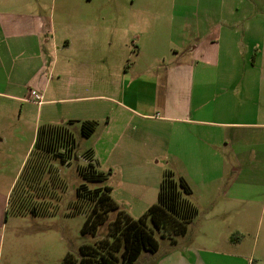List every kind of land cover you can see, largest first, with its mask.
I'll return each mask as SVG.
<instances>
[{
	"label": "crops",
	"instance_id": "obj_1",
	"mask_svg": "<svg viewBox=\"0 0 264 264\" xmlns=\"http://www.w3.org/2000/svg\"><path fill=\"white\" fill-rule=\"evenodd\" d=\"M85 3L76 11L75 5L67 4L57 22L53 8L47 16L37 10L43 6L42 0H0V96L28 102L34 93L41 94L42 102L37 105L88 99L111 103L113 111L101 134L85 150L109 164L111 172L114 166L120 174L117 187L122 190L138 181H150L138 174V169L152 167L160 156L159 184L165 170L183 177L191 188L190 201L198 213L205 214L207 229L220 225L221 214H228L234 203L255 200L240 176L245 168H264V52L260 37L245 40L248 44L239 55L237 42L225 37L223 30L228 33V27L221 25L232 24L231 20L201 17L190 3L181 1L179 15L166 18L168 30L161 36L153 31V17L139 16L147 27L140 31L136 58L119 69L113 66L116 59H108L106 47L97 39L101 26L95 24L117 23L121 17H106L101 11L90 18ZM139 17H131L128 27L133 29ZM205 24L208 29L212 25L213 31L205 32ZM246 27L249 30V25ZM44 43L51 47L49 66L42 57V50H47ZM255 46L258 49H253ZM114 70L119 71L116 74ZM36 131L8 191L0 195V225L10 189L30 155ZM108 186L110 193L114 192L115 187ZM215 241L211 235L206 239L195 236L183 255L174 252L184 247L183 238H175V248L166 249L160 264H206L217 252L205 248L215 246Z\"/></svg>",
	"mask_w": 264,
	"mask_h": 264
},
{
	"label": "rangeland",
	"instance_id": "obj_2",
	"mask_svg": "<svg viewBox=\"0 0 264 264\" xmlns=\"http://www.w3.org/2000/svg\"><path fill=\"white\" fill-rule=\"evenodd\" d=\"M42 1L43 6L37 10L46 13L47 16L53 8L57 22L60 11L67 4L75 5L74 10L76 11L77 6L85 5V2H88L86 7L90 18L100 15L101 11H104L106 17L120 16V22L116 20L117 23L105 21L95 24L101 26L97 39L102 40L106 47L108 59H110L109 56L111 59H116V65L113 66L119 69L130 66L136 58L134 52L137 50V43L140 42V31L147 27L145 22L140 21L139 16L153 17L155 19L153 31L161 36L168 30V19L166 18L179 15L178 3L181 1L190 3L195 14L201 17H226L231 20L232 24L221 25L228 27V33L223 30L225 37L237 42L236 49L239 55L242 54V48L246 49L248 43L245 40L251 42L253 38L258 37L262 42L261 50L264 52V0ZM74 10L70 16L74 14ZM134 16L139 17V22L132 29L131 24V28L128 27V21ZM246 25H249V30ZM208 26L209 24H205V32L211 29L213 31V26L211 25L209 29ZM47 38H50V35ZM109 42H112L111 46L107 44ZM47 45L49 44H42L43 48H47L46 51L42 50V57L44 63L49 66L51 47H46ZM253 49L258 48L255 46ZM109 51L110 54H108ZM118 71L114 70V73L117 74ZM112 88L115 90V87L110 84V89ZM49 97L46 95L45 99ZM30 101L29 99L28 102H21L0 96V195L8 191L39 126L55 123L67 126L74 137L75 148L72 155L70 152L68 162L62 163L58 158H49L47 162L40 183L47 180L49 189L46 192L45 190L38 192L44 196L42 206L45 212L32 213L33 203H36L34 202L35 193L32 192L35 191L26 189L22 192L18 183L19 175H17L9 192L6 209L2 210L1 215L0 264H62L66 253L71 252L79 257V247L82 244H95L96 241L105 237L108 225L117 212V210L110 211L106 222L99 225L95 235L83 233L85 214L73 213L74 202L77 199V187L84 184V191L89 200L95 195L98 187L114 186V192L110 193L113 201L115 203L118 201L119 209L129 213L133 218H138L157 201L158 167H162L163 161L159 156L155 158V161L159 160L152 167L138 169V174H142L143 178L149 177L150 181L123 184L124 186L131 184V186L129 189H119L117 186L120 185V174L115 171L114 166L111 172L109 164L101 158L97 159L96 156L93 158L91 150H85L95 144L101 134L107 115L112 114L113 111L111 103L88 99L76 103L47 101L43 105H37ZM94 105H97V108ZM99 105L104 106L105 109L99 108ZM86 120H92L95 125V131L89 136L82 134V123ZM151 125L149 123L147 127L150 128ZM79 168L86 170V174L94 169L92 172L101 173L102 179L99 182L87 181L79 173ZM175 176L180 177L177 172ZM154 177L156 179L152 181ZM240 178H243L244 183L249 185L250 197L256 199L250 202L234 203L228 214H221L220 225L211 230L203 225L206 222L205 214L198 213L189 224L186 235L175 237L183 238V244L180 243V245L185 248H179L174 252L184 255L188 251L187 246L190 245V239H194L195 236L206 239L211 235L215 238L216 245L205 249H212L217 253L211 255L205 261L206 264H264V168H245ZM21 180H23L22 177ZM213 219L219 218L214 217ZM214 224L216 223H211V225ZM148 225L154 230L159 248L154 252L142 250L133 264H160L166 249L175 248L174 242L162 236L150 220H148Z\"/></svg>",
	"mask_w": 264,
	"mask_h": 264
},
{
	"label": "trees",
	"instance_id": "obj_3",
	"mask_svg": "<svg viewBox=\"0 0 264 264\" xmlns=\"http://www.w3.org/2000/svg\"><path fill=\"white\" fill-rule=\"evenodd\" d=\"M94 130L93 121L86 120L82 123L83 135L89 136ZM74 147L75 140L67 126L44 124L37 128L30 155L21 170L20 179L18 178L22 192L26 189L35 191L32 192L36 195L33 194L36 202L32 206L33 214L45 212L42 206L44 196L38 192H46L49 189L47 180L40 183L49 158H58L60 162L66 163ZM92 171L94 169L86 174V170L79 168V173L87 181L99 182L102 174L96 171L94 174ZM84 188V184L77 187L73 212L85 214L83 233L95 235L99 225L106 222L110 211L117 212L108 225L105 237L95 244H82L79 247V257L71 252L66 253L62 264H133L142 250L154 252L158 249V240L154 236V230L150 229L148 220L162 236L173 241L176 236L187 233L189 224L198 214L196 205L189 199V184L183 177H176L171 170L163 172L157 201L138 218H133L119 209L110 195V186L98 187L95 195L89 200Z\"/></svg>",
	"mask_w": 264,
	"mask_h": 264
},
{
	"label": "built area",
	"instance_id": "obj_4",
	"mask_svg": "<svg viewBox=\"0 0 264 264\" xmlns=\"http://www.w3.org/2000/svg\"><path fill=\"white\" fill-rule=\"evenodd\" d=\"M33 102L37 103V104H40L42 102V95L41 94H37V93H34L32 95V100Z\"/></svg>",
	"mask_w": 264,
	"mask_h": 264
}]
</instances>
